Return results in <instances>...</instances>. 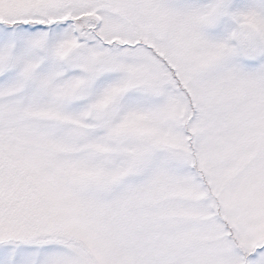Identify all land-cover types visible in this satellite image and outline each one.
Masks as SVG:
<instances>
[{"label":"snow or ice","instance_id":"1","mask_svg":"<svg viewBox=\"0 0 264 264\" xmlns=\"http://www.w3.org/2000/svg\"><path fill=\"white\" fill-rule=\"evenodd\" d=\"M0 264H264V0H0Z\"/></svg>","mask_w":264,"mask_h":264}]
</instances>
